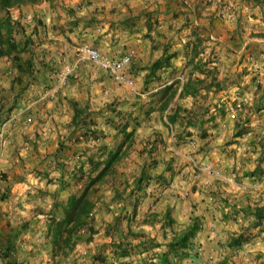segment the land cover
Here are the masks:
<instances>
[{"label":"crops","instance_id":"obj_1","mask_svg":"<svg viewBox=\"0 0 264 264\" xmlns=\"http://www.w3.org/2000/svg\"><path fill=\"white\" fill-rule=\"evenodd\" d=\"M245 2L42 0L10 9L30 33L35 78L21 90L13 80L17 70L12 60L0 56V107L4 96L16 100L10 111L0 109V195L5 194L0 200V250L15 232L14 255L24 248L35 250L39 245L33 240L54 211H60L58 203L82 191L85 177L59 182L63 157L66 169L80 157L87 172L83 149L96 142L111 149L119 140L109 123L105 126L111 136L75 142L80 135L73 131L71 100L80 102L72 96L82 93L78 82L89 79L122 111L141 143L154 135L167 143L150 168L165 180L153 178L146 184L137 217L150 211L160 217L169 207L179 229L197 216L193 240L203 243L209 262L264 264V220L254 225L253 216L244 213L264 206V6L254 2L247 11ZM83 45L110 57L130 54L134 85L114 82L95 63L75 55ZM58 60L63 66L78 62L77 70L50 96L58 73L52 66ZM87 63L96 68L88 72ZM103 105L88 109L101 111ZM108 114L113 117L110 110ZM94 126L106 133L99 122ZM224 136L226 144L219 143ZM132 157H126L128 162ZM69 176L63 175L66 180ZM99 201L94 200V221L103 207ZM100 233H94L93 241L109 242L110 236ZM240 233L247 239L230 244ZM201 251L189 261L199 264Z\"/></svg>","mask_w":264,"mask_h":264},{"label":"trees","instance_id":"obj_2","mask_svg":"<svg viewBox=\"0 0 264 264\" xmlns=\"http://www.w3.org/2000/svg\"><path fill=\"white\" fill-rule=\"evenodd\" d=\"M42 0H0V56H7L10 58L16 67L17 75L13 79L15 83L21 85L20 88L23 90L30 80L35 78L34 74V62L32 60L33 50L31 47V36L30 33H26L25 27L19 19H14L10 14V9L13 7H18L26 4L38 3ZM52 1V0H48ZM255 3L263 4L264 0H252ZM38 71V70H37ZM189 85V83H187ZM13 86V85H12ZM19 91V89H18ZM10 97V96H9ZM4 101L1 107L7 111L11 110V107L16 104L15 98L3 97ZM71 105L73 108V115L71 123L74 127L77 126L81 129V134L79 138H75V142L82 140H87L90 137L95 140L98 139L97 133L103 132L97 130L94 126L96 119L93 117H88V107L87 105H82L80 102L71 100ZM0 107V109H1ZM109 108L110 113L113 117H105V121L111 124L112 129L115 130L114 136L120 139L114 143V147L109 149L107 144L103 142L93 143L91 146H86L83 150L87 153V162L90 167L87 172L83 170V162L78 157L73 164L72 168H65L66 161L63 157L59 166H61L62 173L59 175L58 180L60 183L65 182H79L84 177V187L82 191L76 194H70L66 201L58 203L60 206V211L52 214L51 219L48 224V233L51 236V243L53 245V250L57 251L58 248L68 247L71 245L73 234L79 227H86L88 232L95 233L96 229L92 224L91 210L94 208L93 201L89 198V192L94 191L96 186L101 182H107L113 185V195L112 201H116L117 198H121L124 193L123 185L125 186L127 182L122 185L116 181V170L117 164L120 161L126 160L129 153L127 149L130 146V140L134 135V128L128 129V120L122 115V111L117 110L113 106V102L107 103L105 106ZM240 131L236 132L238 134ZM93 135L94 137H92ZM89 152V153H88ZM144 158L139 164L137 174L133 175L132 178V190L144 189L146 184L151 179H161L164 181V177L160 174H152L150 171L151 165H149ZM155 162V161H154ZM69 173V180L64 179L63 175ZM4 177V176H3ZM106 178V179H105ZM108 178V179H107ZM121 188V190H120ZM5 197V194L0 195V200ZM133 209L131 213H123L124 215H117L114 218V223L120 220V217L124 216L127 221L132 215L135 214L136 205L133 204ZM248 213L253 216V224L256 225L264 220V206H254L252 208L248 207L244 209V213ZM143 220L145 223H152L153 219L157 216L156 214H144ZM161 223L163 228L170 227L171 238L166 243V249H163L159 254V263L153 264H179L182 258L190 256L191 252L194 253V234L199 228V218L193 216L190 221L183 228H175V220L171 215V208L166 207L162 213ZM163 217V218H162ZM159 218V217H158ZM157 220V219H156ZM110 226V225H108ZM18 232V231H17ZM130 235H133V231L130 229L128 231ZM16 232L11 237L5 240L3 247L0 250V258L4 264H19L16 259L15 248H14V238ZM247 237L243 233L238 234L236 237H231L229 239L230 244H239L241 241L246 240ZM128 240H116L112 241L111 248L112 252L116 256L126 255L129 250ZM196 252V251H195ZM95 259L98 257H94Z\"/></svg>","mask_w":264,"mask_h":264},{"label":"rangeland","instance_id":"obj_3","mask_svg":"<svg viewBox=\"0 0 264 264\" xmlns=\"http://www.w3.org/2000/svg\"><path fill=\"white\" fill-rule=\"evenodd\" d=\"M245 3L248 6L246 7V10L248 9L247 11L253 8V6H250V5H252L254 1L246 0ZM257 5L264 6V3L263 4L257 3ZM256 7L257 6H255V8ZM77 52L78 50H74L75 55H77ZM59 61L62 62V60H58V62L57 61L53 62L54 64L55 63L56 64L52 66V69L56 70L57 72H59L63 66V63L59 64ZM70 63L72 62L70 61ZM94 66L93 64L87 63V66H85L84 68L87 67V71L89 72L90 70H92L91 67H94ZM74 70H77V69L74 68ZM74 70L72 73H74ZM71 74L67 76V79ZM78 83L80 84L79 88L81 89L82 93L77 96L74 95L72 97H79V101L82 105L84 106L87 105V107L90 108V106H95V105L98 106L100 104H104V103L107 104L111 102V100L109 101L106 100L107 97L105 95L103 96L102 94L99 93V91L96 90L97 86H94L95 82L93 80L86 79V80H83L81 83L80 81ZM103 106H102L101 111L100 110L96 111V110H93L92 108L88 109L89 116H86L87 117L86 119H88V117H93L95 119L99 117V119L96 120L95 125H97L99 122V126L100 127L103 126L106 133L104 134V130L96 127L97 130L101 129L100 131H103L101 133L100 132L97 133L96 137H98V139H100L102 136H106V134L107 136H111L112 134V130L110 128H107V125L105 126V124H108L105 121L106 119L105 117L109 115L108 114L109 110L104 109L105 106L104 107ZM232 106H234V104ZM100 112H103L102 115H100ZM73 131L74 133H77L78 135L81 134V129L79 127L77 128V126L74 127ZM91 136L94 137L93 135ZM153 137L154 138H152V140L144 138V143H141L138 136L134 134L133 141L131 138L130 146L127 149L128 151L127 153L132 154L133 157L130 158L131 160L129 162L126 159V160L120 161L117 164L116 181L120 183L121 185L124 182H127L125 186L124 185L122 186L124 189V193H123V196H121V198H117L116 201L111 200V198L115 197V196H112L114 191L108 190L110 184H108L107 182L105 183L101 182L100 184L96 186V189L94 191L89 192V198L93 201V203H94V200L98 199L100 200L99 202L101 203V206H103L101 207V214H98L97 216L98 218H96L95 221H94L95 217L92 214L91 215L89 214V216L93 218L92 224L94 228L96 229L95 233L97 231H101V233L99 234L100 235L99 237H102V238L104 236H110L109 242L100 241V242H97L96 244L93 241V239L96 236H98V234L96 235H94V233L90 234L87 228L82 226V227H79L76 230V232L73 234L72 242H70L71 245L68 244V247L63 246L61 249L58 248L57 251H54L53 245L51 243V236L48 235V224H49L48 222V223H45L43 228L37 227L39 229L41 228V233L39 234L37 238L33 240V243L39 246L35 247V250L24 248L22 251L17 253L19 264H124V263L153 264V263H159L160 262L159 254L161 253L163 249H166V243L171 238V235H172L170 232L171 228L165 226L166 228L164 229L163 228L164 223L163 224L161 223V217L158 218V214L154 211L145 213V214L153 213L157 215L155 219H153L152 223H145L143 220V217H137L136 215L137 208H138L137 204L139 205L142 199L144 198L145 191L144 189H140L136 191L132 190L131 192L132 188L130 187V185L132 184L133 175L137 174V171L140 165L138 161L140 162L142 160L144 161V158H146L145 160L149 165H151L152 163L153 164L157 163L156 161L157 157L154 158L155 155L159 156L162 154V152L165 151V148L163 147V143L164 145H166L167 143L165 144L164 137L162 135L160 138H158L156 135H154ZM262 138H264V136H262ZM90 139H94V138L90 137ZM226 139H227V136H224L223 139L219 140V143H222L223 140H225V144H226ZM219 145L220 144H217V146ZM144 151L147 152V156L145 157H144ZM152 153H155V154H152ZM135 158H138V161H134ZM183 160H182V163H183ZM186 165H187V161H186ZM121 168H126L128 170L126 172H123ZM86 179L87 178H85V180ZM119 202L121 204L117 205ZM109 204H112L113 207L109 208L108 207ZM133 204L136 205L135 214L132 215L130 218H128L127 221L124 219V216H123V217H120V220L117 223H114V218L117 214L112 217L111 214L113 213V211H116L118 209V213H120V215H124L123 214L124 212L130 214L133 209V206H132ZM107 209L110 211L113 210L112 213L110 214ZM92 212L96 213V211H94L93 209L91 210V213ZM105 217H107L109 220L107 221ZM174 227L177 228L176 224H174ZM30 228L36 229V225H34L33 227L30 226ZM130 229L133 231V235L128 234L129 233L128 231ZM116 240H128L127 243L130 245L128 246L129 250L127 251L126 255L116 256L113 254L111 243L112 241H116ZM219 243L220 242L218 241V244ZM77 244H79L80 246H78ZM220 245H222V243H220ZM83 246L85 247L86 251L82 252V248H84ZM194 247L195 249H199V250H196V252L194 251L195 254L191 252V254H189L190 256L182 258L179 264H193L194 261L192 260L189 261V257H193V256L198 257V254H199L198 251H201V250H202L201 255L198 258L199 264H219L218 262L219 260H216L214 263H212L211 261L210 262L208 261L206 253H203V250L205 251V248H203V243H196L195 245V242H194ZM94 257H98V258L95 259ZM0 264H2L1 261H0Z\"/></svg>","mask_w":264,"mask_h":264},{"label":"built area","instance_id":"obj_4","mask_svg":"<svg viewBox=\"0 0 264 264\" xmlns=\"http://www.w3.org/2000/svg\"><path fill=\"white\" fill-rule=\"evenodd\" d=\"M78 53L79 58H86L95 63L101 70L105 71L114 82L127 85L128 87H132L134 85V78L128 72L130 54L124 53L120 56L110 57L90 45L81 46ZM77 63L78 62L64 64L61 70L57 73L56 84L48 91L50 96H55L60 88L64 86L67 81V76L73 72ZM3 178V173L0 171V182Z\"/></svg>","mask_w":264,"mask_h":264}]
</instances>
